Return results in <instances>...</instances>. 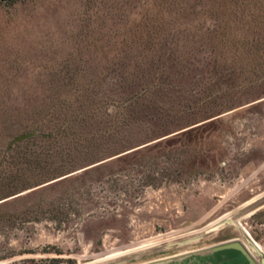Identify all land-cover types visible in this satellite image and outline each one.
<instances>
[{"label": "rangeland", "instance_id": "1", "mask_svg": "<svg viewBox=\"0 0 264 264\" xmlns=\"http://www.w3.org/2000/svg\"><path fill=\"white\" fill-rule=\"evenodd\" d=\"M251 239L264 0H0V264H261Z\"/></svg>", "mask_w": 264, "mask_h": 264}, {"label": "water", "instance_id": "2", "mask_svg": "<svg viewBox=\"0 0 264 264\" xmlns=\"http://www.w3.org/2000/svg\"><path fill=\"white\" fill-rule=\"evenodd\" d=\"M105 160L106 159L98 161V162H95V163H92L91 165L97 164V163L105 161ZM91 165H89V166H91ZM225 220L230 221V222H235L236 221L232 217H229V218H227ZM206 232L207 231H200L198 233H195V234H192V235H189V236H186V237H182V238H179V239L167 241V242L155 247L154 250L155 251L164 250V249H168V248H171V247H174V246L183 245V244L195 241L197 239L202 238L205 235ZM256 252L260 255V263L264 264V252L261 249V247H257L256 248ZM141 253L142 252H133V253H131L129 255H123V256H121V257H119L117 259L110 260V261L104 262L102 264H119V263L127 261L128 259H130L132 257H136V256L140 255ZM250 262L252 264H255L253 260H251Z\"/></svg>", "mask_w": 264, "mask_h": 264}, {"label": "bare ground", "instance_id": "3", "mask_svg": "<svg viewBox=\"0 0 264 264\" xmlns=\"http://www.w3.org/2000/svg\"><path fill=\"white\" fill-rule=\"evenodd\" d=\"M227 218H229V217H225V218H223L222 220H225V219H227ZM235 223H237L236 221H235ZM250 242H251V245H252V247L256 250V248H257V246L255 245V241H253V239H251L250 240ZM257 244V243H256ZM259 245V244H258Z\"/></svg>", "mask_w": 264, "mask_h": 264}]
</instances>
